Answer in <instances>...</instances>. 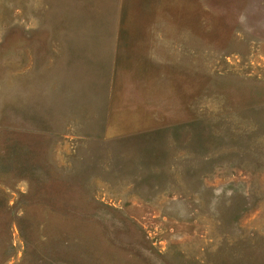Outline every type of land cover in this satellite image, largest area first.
Masks as SVG:
<instances>
[{
  "label": "rangeland",
  "instance_id": "374dc122",
  "mask_svg": "<svg viewBox=\"0 0 264 264\" xmlns=\"http://www.w3.org/2000/svg\"><path fill=\"white\" fill-rule=\"evenodd\" d=\"M0 264H264V0H0Z\"/></svg>",
  "mask_w": 264,
  "mask_h": 264
}]
</instances>
